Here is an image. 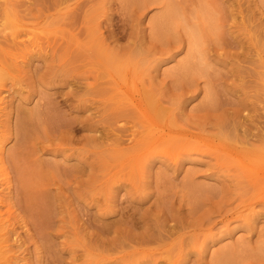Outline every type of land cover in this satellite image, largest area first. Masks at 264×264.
<instances>
[{
    "label": "rangeland",
    "instance_id": "rangeland-1",
    "mask_svg": "<svg viewBox=\"0 0 264 264\" xmlns=\"http://www.w3.org/2000/svg\"><path fill=\"white\" fill-rule=\"evenodd\" d=\"M76 1L0 0V59L7 68L0 73L8 78L0 86V142L8 172L0 174L6 257L12 264H264V178L236 155L222 159L220 151L222 143L264 148L257 138L264 131V0H173L177 28L163 38L166 43L157 35L163 4ZM70 4L75 9L57 13ZM187 26L201 39L202 78L195 67L189 73L182 68L191 57ZM100 35L111 49L109 60L98 46ZM23 41L19 47L14 43ZM114 79L126 87L115 88ZM135 83L143 97L148 94L145 99L152 96L145 105L158 123L173 122L175 114L178 126L198 134L197 144L169 157L172 142L150 148L145 135L134 139L133 126L139 131L148 119L133 104L126 106L120 91L135 90ZM206 84L214 96L205 94ZM216 102L220 109L208 105ZM34 130L37 137L27 133ZM256 161L264 164L258 157L249 162ZM54 212L64 220L51 216ZM154 238L165 239L162 244Z\"/></svg>",
    "mask_w": 264,
    "mask_h": 264
},
{
    "label": "bare ground",
    "instance_id": "bare-ground-1",
    "mask_svg": "<svg viewBox=\"0 0 264 264\" xmlns=\"http://www.w3.org/2000/svg\"><path fill=\"white\" fill-rule=\"evenodd\" d=\"M11 1L12 0H6V4H9V3H11ZM29 1H33V2H37V3H39V4H42V3H47V1H49V0H29ZM79 0H77L76 2H78ZM173 0H151V3H153V4H163V9H164V13L162 14V17H161V19H159V24L161 25V28H157V29H160L161 30V32L160 31H158L157 29V32H160V34L158 33L157 35H160V39L161 40H163V42H168V41H165L166 39H163V38H165V37H167L168 35H170V37L172 36L171 34L174 32V30H175V28H177V27H175V26H177V24H176V22H175V14H176V11H175V8H174V5H173V2H172ZM175 2V1H174ZM29 3V2H28ZM175 4V3H174ZM74 5V4H73ZM149 5H150V3H149ZM92 6V5H91ZM65 11H64V8H60V10L57 12L58 14H61V15H64V14H67L68 13V11H70V10H72V9H75V8H73L72 7V5L70 4V5H68L67 7H65ZM70 9V10H69ZM98 9V8H97ZM100 10V9H99ZM106 10V9H105ZM98 11V10H97ZM16 13V15H18V13L17 12H15ZM212 20V19H211ZM210 20V21H211ZM216 20V19H215ZM214 21V20H213ZM217 21V20H216ZM180 21H178L177 23H179ZM212 23H214V22H212ZM217 24H219V22L217 23ZM87 25V24H86ZM86 25H85V27H86ZM175 25V26H174ZM182 25V24H181ZM209 26V25H208ZM217 26V25H216ZM98 27H100V24H98ZM92 28V27H91ZM90 28V29H91ZM181 28V27H180ZM192 28V26H187L186 27V29H187V31L188 32H186V34L187 33H189L188 35V40H185L186 42L188 41V45H187V48L189 49L188 51V53H189V55H187V57L188 56H191L190 58H189V60H185V63H184V61H183V63H182V68L184 69V72H186L187 70L186 69H191V68H193L194 69V67H195V73L196 74H202V76H200L201 78L205 75V74H203V72H204V70H201V73L199 72V68L202 66H200V63L202 64V61H204L205 62V60H204V58H203V55H204V52H198V49H197V47L199 48V45H201V39H197V37L199 36H197V32L196 31H198V30H192L191 29ZM195 29H198V28H196V27H194ZM85 29H87V28H85ZM202 29V28H201ZM213 30H215V29H213ZM92 31V30H91ZM199 31H200V29H199ZM86 32V31H85ZM90 32V31H89ZM178 32V31H177ZM86 34H89V33H87L86 32ZM216 34V33H215ZM15 35V34H14ZM80 35V34H79ZM177 35H179V33H177ZM217 35H219V34H217ZM86 36V35H85ZM205 36V35H204ZM222 36V35H221ZM158 37V36H157ZM170 37L168 38V39H170ZM175 36H173L171 39H173ZM186 37V36H185ZM201 37V36H200ZM15 38L16 39H18V38H20V35H15ZM86 38H87V36H86ZM218 38H220V37H218ZM226 38V37H225ZM82 39H84V37L82 38ZM82 39H80V37H79V41H81ZM96 39H97V36H96ZM179 39V38H178ZM178 39L176 40L177 42H179L178 44H179V46L181 45L180 43H184V40L181 38V40H179L178 41ZM84 40H86V39H84ZM89 40V39H88ZM155 40H158V39H155ZM200 40V41H199ZM203 40H205V39H203ZM216 40V39H215ZM93 41V36H92V40L90 39L88 42V44H90L91 42ZM97 41H98V46H100V47H103L104 48V52H105V54H106V56L108 57V56H110V54H109V51L111 50L110 49V47L109 46H107V44H106V38L105 37H102V35H100V37L97 39ZM170 41V40H169ZM173 41H174V39H173ZM217 41H220L221 42V40L219 39V40H217ZM216 41V42H217ZM228 41V40H227ZM152 42V41H151ZM162 42V41H161ZM162 42V44L163 45H165V43H163ZM207 42V41H206ZM15 43V45L16 46H20L22 43H24L25 44V42L23 41V42H14ZM153 43V42H152ZM170 43V42H169ZM168 43V44H169ZM213 43V42H212ZM224 43V42H223ZM34 44V43H33ZM146 44V43H145ZM167 44V45H168ZM171 44V43H170ZM169 44V45H170ZM176 44V43H175ZM186 44V43H185ZM220 44V45H219ZM218 45V47H220V46H222V43H219ZM250 44V43H249ZM39 45H40V43H39ZM150 45H152V44H150ZM158 45H159V43H158ZM166 45V47H168ZM216 45V44H215ZM224 45V44H223ZM227 45V44H226ZM241 45V44H240ZM243 45V44H242ZM143 47H144V45H143ZM160 48L159 49H161V46H159ZM171 47V46H170ZM217 47V46H216ZM223 47V46H222ZM221 47V48H222ZM226 47V46H225ZM238 47V46H237ZM156 48H158V46H156ZM180 48V47H179ZM164 49H165V46H164ZM168 49V48H167ZM169 49H171V48H169ZM168 49V50H169ZM193 49H196L197 50V52H196V50L194 51ZM2 50L3 51H6V49H4V48H2ZM166 50V49H165ZM138 51H140V50H138ZM149 51V50H148ZM160 51H163V50H160ZM171 51V50H170ZM170 51H166V52H170ZM165 52V53H166ZM194 52H196L197 53V55H195L194 54ZM141 53V52H140ZM144 53V52H143ZM156 53V52H155ZM187 53V54H188ZM27 53L25 52V54L23 55V56H21L22 58L26 55ZM157 54V53H156ZM161 54V53H160ZM148 55V54H147ZM158 55V54H157ZM163 55H165V54H163ZM162 54L161 55H159V57L160 56H163ZM206 56V55H205ZM19 57V55H17L16 56V58L15 59H17ZM156 57V56H155ZM154 58V57H153ZM187 59V58H186ZM107 60H109V57L107 58ZM193 60V61H192ZM195 60V61H194ZM104 61V60H103ZM231 63V62H230ZM158 64V63H157ZM226 64V63H225ZM180 66V67H181ZM200 66V67H199ZM132 68V66H129V69H130V71H131V68ZM152 67H154V66H149V69L150 68H152ZM154 68H156V67H154ZM158 68V67H157ZM181 68V71L183 72V69ZM134 69V68H133ZM147 69V68H146ZM192 69V70H193ZM196 69H197V71L198 72H196ZM202 69H203V66H202ZM4 70H7V68H6V66H5V64H3V61L0 59V72H3ZM151 70V69H150ZM150 70H148L149 72H150ZM129 71V70H128ZM183 72V74H186V73H184ZM191 72H193L194 73V71H191L190 70V73ZM234 72V71H233ZM111 73V72H110ZM109 73V71H108V74H110ZM127 73H129V72H127ZM189 73V72H188ZM205 73V72H204ZM107 74V75H108ZM234 74V73H233ZM126 75H128V74H126ZM125 75V76H126ZM130 75V74H129ZM128 75V76H129ZM193 75V74H192ZM191 75V76H192ZM109 77H112V80H113V78H114V76H113V74H110V75H108ZM132 76H134V73L132 74ZM131 76V77H132ZM137 76V75H136ZM189 77V74H186L185 75V77ZM196 76H198V75H196ZM206 76V75H205ZM227 76V75H226ZM199 77V78H200ZM229 77V76H228ZM233 77V76H232ZM236 77H237V75H236ZM130 78V77H129ZM132 78H134V77H132ZM224 78V77H223ZM124 80L125 79H128V77L127 78H123ZM190 78H188V80H189ZM8 80V78H6V76H5V74L4 73H0V86H3V85H5V82ZM115 80V79H114ZM129 80H132V79H129ZM119 82V81H118ZM207 82H209L208 80H207ZM211 82V81H210ZM209 82V83H210ZM116 83H117V79L115 80V88H116ZM131 83V82H130ZM195 83V82H194ZM235 83V82H234ZM243 83V82H242ZM118 84V87H117V89H124L126 86H122V87H124V88H122V87H120V83H117ZM122 84V83H121ZM137 83H135V85H136ZM236 84V83H235ZM123 85H125V83H123ZM207 85H209V84H206L205 86V88H203V90L205 89V91H206V93L205 94H210L211 93V91L209 90V87H208V90L209 91H207ZM132 86V85H131ZM140 86V85H139ZM139 86H135V90H129V89H125V94H124V92H121L120 91V93H122L123 95L122 96H124V98H125V96H126V100H124V99H122V100H124L125 102H127V103H124L126 106L128 105V107H129V105H130V103L131 104H133L135 107H133L132 106V108H134L135 110L136 109H138L139 110V113H140V111L142 112V114H144L145 115V117L148 119V121H147V125H146V123H142V125H141V128L140 129H138L139 131H137L136 130V126L134 125H132L133 126V128L130 126V128H132L133 130H132V132H130V134L131 135H133L134 136V139L135 138H137V136H139V137H143L144 135H145V138H146V140H147V142L148 143H150V144H147V147L149 146V145H158V144H160V143H164V142H172V146H170L169 147V149L167 150V154H169V157L171 156V153H172V155H173V153L175 152V150H180L179 148H181V151H183L184 149H187V148H185V146L186 145H188V146H191V145H195V144H197V142L196 141H193V138L195 137V138H197L198 136V134H194V133H192V132H189L188 130H185L184 128H181V126L179 127L178 126V121L179 120H177L178 118H176V115L174 114V116L172 117V119H173V122H171V121H169V120H167V121H169L170 123H168L167 121H165V123H162L163 125H161L160 123H158L159 122V118L158 117H156V115H154L152 112V110L149 108V107H151V106H149V107H147L146 105H145V102L147 101V97H148V100L149 99H151L152 98V96H147L146 97V99H145V96L146 95H148V94H144L145 96L143 97V94H142V91L143 90H141V88L139 87ZM189 86H191L190 84H189ZM188 86V87H189ZM236 86V85H235ZM130 87V85L127 87V88H129ZM137 87V88H136ZM199 87V86H198ZM234 87V86H233ZM237 87V86H236ZM131 88V87H130ZM211 88V87H210ZM243 88V87H242ZM132 89V88H131ZM193 90H194V88H193ZM197 90V89H196ZM212 90H213V88H212ZM236 90V89H235ZM243 90V89H242ZM195 91V90H194ZM214 91V90H213ZM244 91V90H243ZM242 91V92H243ZM116 93L117 92H119V91H115ZM193 92V91H192ZM198 92V91H197ZM209 92V93H208ZM213 93V92H212ZM135 94H138L139 96V98H136V95ZM149 94H151V93H149ZM196 94V93H195ZM245 94V93H244ZM118 95H119V93H118ZM117 94H116V96H118ZM215 95H217V94H215ZM128 96L130 97V98H128ZM133 96V97H132ZM206 96V95H205ZM209 98H210V96H214V94L213 95H211L210 94V96L209 95H207ZM206 96V97H207ZM120 97V96H119ZM216 97V96H215ZM214 97V98H215ZM118 98V97H117ZM208 98V99H209ZM118 99H121V98H118ZM127 99H129V100H127ZM207 99V98H206ZM122 100H119V101H122ZM210 100H214V99H210ZM245 100V99H244ZM207 101V100H206ZM248 101V100H247ZM208 102V101H207ZM217 103L218 102H216V103H213V105H214V107L213 106H211V104L210 103H208V105H210V107L212 108V109H214L215 107H217L216 105H217ZM244 103V102H243ZM216 104V105H215ZM242 103H240V105H241ZM251 104V103H250ZM206 105V104H205ZM231 105H232V103H231ZM128 107H127V109H128ZM173 107H175V106H173ZM173 107H171L172 109H173ZM206 107H208L207 105H206ZM218 107H219V105H218ZM216 108V109H220V107H221V105H220V107L219 108ZM222 107H224V106H222ZM244 107H245V105H244ZM131 108V107H130ZM203 108V107H202ZM250 108V107H249ZM179 109V108H178ZM223 109V108H222ZM232 109V108H231ZM233 110V109H232ZM239 110V109H238ZM129 111H132V110H129ZM175 111V110H174ZM234 111V110H233ZM241 111V110H240ZM252 111V110H251ZM238 112V111H237ZM253 112V111H252ZM133 113H136V111H134ZM176 113V112H175ZM222 113V112H221ZM223 113H224V111H223ZM236 112H234V114H235ZM256 113H257V111H256ZM239 114H241V112H239ZM123 115H124V113H123ZM125 116V115H124ZM222 116L224 117V114H222ZM232 116V115H231ZM236 116V115H235ZM234 115H233V117H235ZM237 116H238V113H237ZM123 117V116H122ZM131 117V116H130ZM129 117V118H130ZM136 117V119H138V117H139V114H138V117L137 116H135ZM120 118H121V116H120ZM124 118V117H123ZM127 119V121L129 120L130 122H131V120L130 119ZM207 118V117H206ZM239 118V120H241L240 119V116L238 117ZM237 117L235 118V119H238ZM132 119H135V118H132ZM167 119V118H166ZM165 119V120H166ZM169 119V118H168ZM232 119V118H231ZM126 120V119H125ZM208 120V119H207ZM216 120V119H215ZM222 120H224V118H222ZM229 120V119H228ZM247 120V119H246ZM133 121V120H132ZM144 121H145V119H144ZM243 121V120H242ZM22 122V121H21ZM129 122V123H130ZM135 122V121H134ZM137 122V121H136ZM146 122V121H145ZM161 122V121H160ZM208 122V121H207ZM206 122V123H207ZM212 122V121H211ZM24 123V122H23ZM23 123H22V126H23ZM36 123V122H35ZM174 123V124H173ZM206 124L204 121L202 122V124ZM219 122H217V125L219 126V124H218ZM28 124V123H27ZM135 124H139V121H138V123H135ZM153 124V125H152ZM213 124V123H212ZM226 125V123H223V125ZM39 125V124H38ZM37 125V126H38ZM140 125V124H139ZM196 125H198V128H202V127H204L203 125H199V124H196ZM207 125V124H206ZM210 125V124H209ZM232 125V124H231ZM31 126H32V124H31ZM124 126V125H123ZM128 126V125H127ZM153 126H154V128H153ZM221 126V125H220ZM138 127V126H137ZM27 126H26V130H27ZM36 128V130H37V127H35ZM116 128H117V126H116ZM119 128V127H118ZM127 128V127H126ZM142 128H144V129H142ZM24 129H25V127H24ZM28 129H33V128H28ZM39 129H41V128H39ZM38 129V130H39ZM142 129V130H141ZM237 129V128H236ZM26 130H25V132H26ZM140 130H141V132H140ZM144 130V131H143ZM204 133L206 132V130L204 129V128H202L201 129ZM125 131V130H124ZM34 133V132H36L35 130L34 131H31V132H27L28 134L29 133ZM39 131H37V133H38ZM138 132H140L139 134L141 135H138ZM36 133V134H37ZM35 134V133H34ZM35 134V135H36ZM119 134H122V133H119ZM35 135H34V137H35ZM118 135V134H117ZM127 135V134H126ZM246 135V134H245ZM119 136H121V135H119ZM129 136V135H128ZM197 136V137H196ZM202 136H203V134H202ZM202 136H200V137H202ZM249 136V135H248ZM246 137L247 139L249 138V137ZM255 136V135H254ZM33 137V138H34ZM36 137H37V135H36ZM122 137V136H121ZM131 137V136H130ZM256 137V136H255ZM31 138H32V136H31ZM30 138V139H31ZM129 138V137H128ZM144 137H143V139H145ZM191 138H192V140H191ZM205 138H208V136H206L205 135ZM260 141H263L264 142V131H263V135H260L259 137H257ZM256 138V139H257ZM29 139V138H28ZM29 139V140H30ZM122 140H123V138H121ZM120 139V140H121ZM131 139V138H130ZM254 139V138H253ZM191 140V141H190ZM208 140H205V142H207ZM113 142V141H112ZM115 142V141H114ZM119 142V141H118ZM193 142V143H192ZM196 142V143H195ZM262 142V143H263ZM122 142L120 141V144H121ZM124 143V142H123ZM133 143V142H132ZM192 143V144H191ZM131 144V143H130ZM130 144H128V146L130 145ZM223 145H221V150L220 151H222L223 153H221L222 155L223 154H230V155H236V156H238L239 158H240V160L242 161V163L244 164V166L245 167H247L248 168V170L250 171L251 170V172L252 173H257L256 175L258 176V177H262V178H264V164L262 165V163H261V165H259L260 163V161L258 162V161H256V163H250L249 161H251L253 158H256V157H258L259 159L261 158V160H263V162H264V148H262V146H259V147H257V146H254L253 144V146L251 145V146H244V147H241L242 149H240V147L238 148V146L236 147V148H230L228 145H226L225 143H222ZM225 144V145H224ZM246 144V143H245ZM248 144H249V142H248ZM248 144H246V145H248ZM132 145V144H131ZM177 145H179V146H181V147H176ZM193 145V146H194ZM244 145V144H243ZM152 146V147H153ZM174 146V147H173ZM187 146V147H188ZM150 147V146H149ZM155 147V146H154ZM183 147V148H182ZM212 147H215L214 145L212 146ZM4 143L1 141L0 142V174L3 176V177H7L8 176V172H7V170H6V168H4V163H3V156H4ZM151 148V147H150ZM192 148V147H191ZM198 148V147H197ZM196 148V149H197ZM183 149V150H182ZM190 149V148H189ZM218 150H219V148H217ZM194 150V149H193ZM176 151V152H177ZM186 151V150H185ZM217 151V150H216ZM215 151V152H216ZM175 152V153H176ZM180 152V151H179ZM179 152H177V154L176 155H178L179 154ZM174 153V154H175ZM181 153V152H180ZM187 153V152H186ZM217 153H219V151L217 152ZM216 153V154H217ZM219 153V154H220ZM143 154V153H142ZM219 154H217V155H219ZM222 155H220L221 157H222ZM136 156V155H135ZM138 156V155H137ZM141 156V155H140ZM139 156V157H140ZM175 156V155H174ZM219 156V157H220ZM229 156V155H228ZM226 157V158H228V160H230L229 159V157ZM176 157V156H175ZM174 157V158H175ZM178 157V156H177ZM218 157V156H217ZM238 157L236 158V159H238ZM172 158V157H171ZM233 158H235V157H233ZM222 159H225L224 158V155H223V157H222ZM256 160V159H255ZM258 162V163H257ZM239 163V165H240V163L241 162H238ZM243 164H241V165H243ZM255 164H257V165H255ZM6 166V165H5ZM243 166V167H244ZM243 167H242V169H243ZM239 170V169H238ZM261 171V172H260ZM244 172H246L245 174H247V171H244ZM56 174H54V176H55ZM244 175V174H243ZM247 175H249V174H247ZM246 175V176H247ZM255 175V176H256ZM50 176V175H49ZM57 176H59V175H57ZM256 176V177H257ZM61 177H63V176H61ZM45 178H47L48 180H49V177H45ZM59 178H60V176H59ZM254 178V177H253ZM262 178H261V180H262ZM8 179V178H7ZM7 179H5V180H7ZM31 179H33V178H31ZM46 179V180H47ZM50 179H51V177H50ZM55 180H57L58 179V177L56 178V176H55V178H54ZM64 179V178H63ZM43 180L45 181V179L43 178ZM62 179H60V181H61ZM264 180V179H263ZM33 181V180H32ZM43 181V182H44ZM59 181V180H58ZM57 181V182H58ZM66 181H68L66 178H65V180H64V182H66ZM259 181H260V179H259ZM7 182V181H6ZM12 181H10V179H8V183H11ZM42 182V181H41ZM43 182H42V184H43ZM50 182H52V180L51 181H49L48 182V185H47V193H49L50 191L49 190H51L50 188L48 189V187H50V185H49V183ZM56 182V181H55ZM57 182L56 183H54V185L56 184L57 185ZM62 182H63V180H62ZM30 183H31V180H30ZM32 184V183H31ZM53 184V183H52ZM51 184V186H53ZM123 185V184H122ZM121 185V187H123ZM7 186H9V184H7ZM11 189H12V187H11ZM9 192H10V190H9ZM29 195V198H30V200H31V202L32 201H35L36 202V197H34V194L32 193L31 194V192H30V194H28ZM27 201H29V200H27ZM30 202V203H31ZM34 202V203H35ZM11 204V203H10ZM13 204V203H12ZM29 204V203H28ZM38 204V203H37ZM15 205V204H14ZM32 205H33V203H32ZM36 205V204H35ZM14 207V206H13ZM35 207V206H34ZM33 207V208H34ZM14 210H15V208H14ZM9 211H11V208H9V210H8V213H9ZM32 211H34V209H32ZM49 212V211H48ZM47 212V213H48ZM40 214H41V212H39ZM39 213H37V214H39ZM43 213H45V212H43ZM50 213V212H49ZM54 213H55V215H54ZM53 213V215H51V216H55V218H56V216L59 218V211H58V213L56 214V212H54ZM62 213V212H61ZM46 215V214H45ZM47 216V215H46ZM38 217V216H37ZM47 217H49V215L47 216ZM64 216H62V218H63ZM51 219L53 218V217H50ZM49 218V219H50ZM55 218H53V220L55 219ZM57 218V219H58ZM61 218V219H62ZM65 218V217H64ZM64 218H63V220H64ZM61 219L59 218V221H61ZM52 220V224H54L55 223V221L56 220H54L53 221ZM62 220V222H64ZM6 221H8V220H6ZM56 223H58V221L56 222ZM48 224L49 223H47L46 224V226H48ZM7 226V225H6ZM6 226L4 225V216H3V214H2V211L0 210V264H2V262H3V264H12V262H11V260H10V258H8V257H6V255H7V253H8V250L7 249H5V248H7L8 247V242H9V238H7V237H5V235H7L9 232H7L6 233ZM45 226V225H44ZM49 226H51V225H49ZM52 227V226H51ZM50 227V228H51ZM171 227V226H170ZM172 227H173V225H172ZM181 227V226H180ZM41 228H44L43 226L41 227ZM48 228V227H47ZM54 228V227H53ZM181 229H183V228H181ZM165 230V229H164ZM163 230V231H164ZM167 230V229H166ZM43 231V230H42ZM168 231V234H169V230H167ZM174 231V230H173ZM4 232V233H3ZM162 233L163 232H161L160 231V234L162 235ZM173 232H171V234H172ZM176 233V232H175ZM174 233V234H175ZM43 234H44V232H43ZM165 234V233H164ZM161 235H158V237L161 239L162 237H161ZM153 236H155V235H153ZM153 236H150V239H151V237H153ZM170 236V235H169ZM163 237H165V235H163ZM150 239H148V240H150ZM153 239V238H152ZM155 240L154 241H156V240H159L160 241V239H158V238H154ZM165 239V238H164ZM164 239H162V240H164ZM161 240V241H162ZM152 241V240H151ZM149 242L148 241V243H153V242ZM159 241H158V243H159ZM160 241V242H161ZM142 242H145V241H142ZM165 242V241H164ZM138 243V242H137ZM157 243V244H158ZM162 244H163V242H161ZM140 244V242L138 243V245ZM145 244H146V242H145ZM155 244V243H154ZM160 244V243H159ZM140 245H142V244H140ZM153 245V244H152ZM161 245V244H160ZM136 246H137V244H136ZM135 246V247H136ZM145 246V245H144ZM165 246V245H164ZM138 247H140V246H138ZM137 247V248H138ZM149 247V246H148ZM150 248V247H149ZM3 249H5V250H3ZM144 249V248H143ZM148 249V248H147ZM142 250V249H141ZM140 250V251H141ZM145 250V249H144ZM139 250L137 251V252H139L140 253V255L142 254H144V253H141ZM143 251V250H142ZM148 251V250H147ZM152 251V250H151ZM184 251H185V249H184ZM144 252V251H143ZM145 252H146V250H145ZM187 252V251H186ZM186 252L184 253L185 255H187L186 254ZM122 253V252H121ZM161 253H163V252H161ZM161 253H159L160 255H161ZM167 253L168 252H166L165 254H166V258H170L171 259V257H169V255H167ZM183 253V252H182ZM129 254V253H128ZM155 254H157V253H155ZM190 254V253H189ZM188 254V255H189ZM123 255V254H122ZM158 255V254H157ZM180 255H181V253H180ZM179 255V256H180ZM260 255V254H259ZM155 256V255H154ZM153 256V257H154ZM168 256V257H167ZM179 256H178V259H179ZM183 256V255H182ZM262 256H264V253H263V255ZM122 257V256H121ZM124 257V256H123ZM122 257V258H123ZM156 257V256H155ZM160 257H162L163 258V256H160ZM181 257V256H180ZM256 257H260V256H257L256 255ZM141 258V257H140ZM164 258H165V256H164ZM165 258V259H166ZM255 258V257H254ZM124 259V258H123ZM156 259V258H155ZM159 259V258H158ZM161 259V258H160ZM159 259V260H160ZM164 259V260H165ZM168 259H167V261H168ZM176 259H177V257H176ZM177 259V260H178ZM256 259V258H255ZM262 259V257L260 258V260ZM4 260V261H3ZM177 260H176V262H177ZM256 260H259V259H256ZM114 261H116V260H114ZM121 261H122V259H121ZM156 261V260H155ZM175 261V260H174ZM123 262H124V260H123ZM154 262V261H153ZM179 262V261H178ZM114 263H116V262H114ZM119 263V262H118ZM117 263V264H118ZM121 263V262H120ZM127 262H125V264H126ZM129 263H131V262H129ZM159 263V262H158ZM108 264V263H107ZM110 264H112V263H110ZM124 264V263H123ZM156 264V263H155ZM169 264H170V262H169Z\"/></svg>",
    "mask_w": 264,
    "mask_h": 264
}]
</instances>
